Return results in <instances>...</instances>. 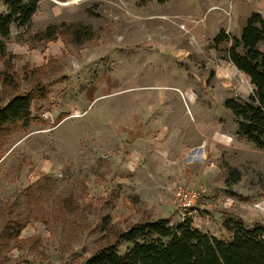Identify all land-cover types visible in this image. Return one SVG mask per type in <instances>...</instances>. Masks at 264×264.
<instances>
[{
  "label": "rangeland",
  "instance_id": "rangeland-1",
  "mask_svg": "<svg viewBox=\"0 0 264 264\" xmlns=\"http://www.w3.org/2000/svg\"><path fill=\"white\" fill-rule=\"evenodd\" d=\"M253 12L264 17V0H42L28 28L13 26L0 105L36 99L29 125L0 133V264H86L157 218L224 239L228 218L264 226V150L223 106L253 86L230 42L214 47ZM53 25L57 40H43ZM69 25L88 30L76 39ZM182 188L198 196L186 215Z\"/></svg>",
  "mask_w": 264,
  "mask_h": 264
},
{
  "label": "trees",
  "instance_id": "trees-1",
  "mask_svg": "<svg viewBox=\"0 0 264 264\" xmlns=\"http://www.w3.org/2000/svg\"><path fill=\"white\" fill-rule=\"evenodd\" d=\"M42 0H3L0 13V62L7 58L8 40L13 26L28 28ZM65 27V25H61ZM79 39L84 30L69 25ZM59 26H49L40 36L56 41ZM238 37L230 38L225 30L214 39V47L230 45L226 59L238 71L249 77L254 92L246 99L241 96L225 99V108L237 124V135L264 150V17L253 12L241 28ZM9 68L6 65L7 69ZM13 86L7 71L0 79ZM35 94L15 93L0 105V133L12 126L29 125ZM232 180L239 181L240 173L233 170ZM224 228L227 239L217 237L192 226L191 218L174 225L169 218L139 222L118 232L113 243L98 250L86 264H264V226L247 225L244 220L228 218Z\"/></svg>",
  "mask_w": 264,
  "mask_h": 264
},
{
  "label": "built area",
  "instance_id": "built-area-1",
  "mask_svg": "<svg viewBox=\"0 0 264 264\" xmlns=\"http://www.w3.org/2000/svg\"><path fill=\"white\" fill-rule=\"evenodd\" d=\"M230 9L237 2H247L248 0H228ZM175 197L184 215L191 213V209L195 206L198 196L188 188H182L175 193Z\"/></svg>",
  "mask_w": 264,
  "mask_h": 264
},
{
  "label": "crops",
  "instance_id": "crops-1",
  "mask_svg": "<svg viewBox=\"0 0 264 264\" xmlns=\"http://www.w3.org/2000/svg\"><path fill=\"white\" fill-rule=\"evenodd\" d=\"M248 1H250V0H248ZM172 121H173V120H170V122H172ZM190 121H191V120H190ZM173 123L175 124L176 122L173 121ZM192 123H193V122H190L189 124L192 125ZM150 125H157V124L154 123V122L152 121V123H151ZM179 125H180V126H183V125H185V124H180V122H178V123L175 124V126H177V128L180 130V126H179ZM187 125H188V124H187ZM181 129H182V128H181Z\"/></svg>",
  "mask_w": 264,
  "mask_h": 264
},
{
  "label": "bare ground",
  "instance_id": "bare-ground-1",
  "mask_svg": "<svg viewBox=\"0 0 264 264\" xmlns=\"http://www.w3.org/2000/svg\"><path fill=\"white\" fill-rule=\"evenodd\" d=\"M60 4H62V5H69L70 3H60Z\"/></svg>",
  "mask_w": 264,
  "mask_h": 264
}]
</instances>
